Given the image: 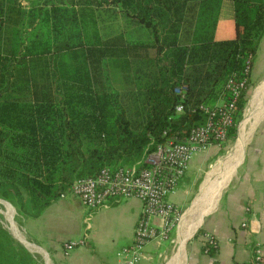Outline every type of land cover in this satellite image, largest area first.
Returning a JSON list of instances; mask_svg holds the SVG:
<instances>
[{"label": "trees", "instance_id": "trees-1", "mask_svg": "<svg viewBox=\"0 0 264 264\" xmlns=\"http://www.w3.org/2000/svg\"><path fill=\"white\" fill-rule=\"evenodd\" d=\"M26 1L0 0V198L21 214L204 124L199 106L223 93L250 55L254 67L264 35V0H232L236 34L223 40L215 32L224 0ZM117 66L132 88L111 89ZM252 84L250 76L228 141ZM23 251L0 222V264H31Z\"/></svg>", "mask_w": 264, "mask_h": 264}, {"label": "crops", "instance_id": "crops-1", "mask_svg": "<svg viewBox=\"0 0 264 264\" xmlns=\"http://www.w3.org/2000/svg\"><path fill=\"white\" fill-rule=\"evenodd\" d=\"M224 1L215 32L217 40L232 39L236 34L234 2L232 1L233 16L225 19ZM87 7L89 6H79V9ZM81 14L86 19H95L91 10H84ZM110 18L118 35L119 23L115 19L121 18L116 14H112ZM261 51L263 55L260 54ZM115 69L114 73L117 72ZM263 70L264 35L251 81L254 82ZM261 141L249 153L239 177L222 198L224 190L209 208L204 209L202 206L195 207L198 197L193 201L178 224L176 250L165 264H249L256 243H260L264 251V137ZM204 153L205 151L197 154L194 159ZM232 179L226 181L225 188ZM4 202L8 203L6 200ZM172 202L179 207V203ZM8 204L13 208L12 214L6 204V210L0 209V222L15 239V243L28 252L31 264H126L119 253L133 244L142 208L141 200L133 197L115 199L106 207L89 209L70 189L40 212L31 210L27 214H21L14 205ZM188 214V228L182 230V221ZM154 222L160 224L159 219ZM244 222H247L246 227L242 225ZM201 228L204 233L195 236ZM205 233L212 234L218 241L213 255L203 251ZM183 235L186 237L185 243L182 241ZM70 240L81 243L66 255L64 243ZM164 244L155 245L150 242L138 264H157V255Z\"/></svg>", "mask_w": 264, "mask_h": 264}, {"label": "built area", "instance_id": "built-area-1", "mask_svg": "<svg viewBox=\"0 0 264 264\" xmlns=\"http://www.w3.org/2000/svg\"><path fill=\"white\" fill-rule=\"evenodd\" d=\"M252 70L253 58L250 55L243 71L229 77L219 101L199 106L206 120L204 124L191 128L186 136L176 135L158 144L140 162L130 167H104L96 175L81 178L71 185V193L91 209L106 207L115 199L137 197L141 200V214L133 244L119 253L126 264H138L150 242L162 244L171 240V233L182 213L170 196L177 190L197 154L212 145L220 146L228 141L229 132L236 125L239 114V99L247 88ZM176 92L184 98L187 86L176 88ZM176 111L183 113L184 106L177 105ZM155 219H159L160 224H155ZM242 225L246 227L247 222ZM204 242L206 252L218 247L217 239L210 233L204 234ZM80 243L78 240L65 242L64 253L70 254ZM249 264H264L260 243L253 247Z\"/></svg>", "mask_w": 264, "mask_h": 264}, {"label": "rangeland", "instance_id": "rangeland-1", "mask_svg": "<svg viewBox=\"0 0 264 264\" xmlns=\"http://www.w3.org/2000/svg\"><path fill=\"white\" fill-rule=\"evenodd\" d=\"M21 1H22V5L27 6L26 0H21ZM232 6H233L232 0L224 1L223 14L225 16V19H227V17L231 18V16H233ZM262 53L263 52L261 51L260 54L263 55ZM115 71L117 72L113 74L111 73V79H112L111 89L122 92L130 87L131 88L133 87L132 80L129 77V74L126 73L125 70L122 71V69L116 68ZM222 95L223 93L221 92L219 93L218 96L214 97L213 101L207 100L205 101V103L215 104L219 101ZM263 98H264V70L259 75H257V78H255V81L248 90L247 105L243 112L242 119L240 120V122H238L236 138L234 139L231 138L229 139V141H227V143H224L220 146L212 145L205 151L204 154L198 156L196 160L193 159V161L194 160L195 161L189 167L185 177L181 180L179 184V188L176 190L177 192L175 191L176 193L174 192V194L171 195L170 199L172 201L179 203V207L184 210L182 212L181 218L184 217V215L187 213L186 210L190 207L193 201L201 195L202 192L214 187L217 174L222 169L223 172L219 183L218 195L208 197L207 199H205V201L201 205L203 209L209 208L211 204L215 201V199L218 196H220L221 192L224 190L221 195L222 198L224 193L230 187H232V185H234L243 167L245 166L246 159L249 153L259 142H262L261 139L264 137ZM252 129L253 131L251 132ZM243 138H246L247 140L246 144L239 152L238 156L232 159V156L236 152L237 147L240 144L241 139ZM196 156L194 158H196ZM240 163L241 165L239 166ZM231 178L233 179L225 188L224 186L226 181L228 182ZM183 197L185 199L182 200ZM0 209L6 210L5 205H3L1 201H0ZM190 214L192 213L190 212ZM175 229L171 233V237H172L171 241L168 240L167 242H164L165 246L163 247V249L159 250L156 260L157 264H165L176 250V235H177L178 224L177 227H175ZM153 243L156 245V241H153Z\"/></svg>", "mask_w": 264, "mask_h": 264}, {"label": "bare ground", "instance_id": "bare-ground-1", "mask_svg": "<svg viewBox=\"0 0 264 264\" xmlns=\"http://www.w3.org/2000/svg\"><path fill=\"white\" fill-rule=\"evenodd\" d=\"M261 99V98H260ZM263 103H264V98H263ZM253 128V127H252ZM253 131V129L251 130V132ZM247 140L246 138H243L241 139V142L240 144L238 145L237 147V150L236 152L234 153V155L232 156V159L233 158H236L239 154V152L242 150V148L244 147V145L246 144ZM234 152V151H233ZM229 162V161H228ZM234 163V162H233ZM222 172H223V169L221 171L218 172L217 174V177L215 179V185L213 188L211 189H207L205 190L204 192L201 193V195L198 197L196 203L194 204L195 207H200L202 205V203L205 201V199H207L208 197H212V196H217L218 195V192H219V183H220V180H221V177H222ZM217 199V198H216ZM213 204V203H212ZM181 220V219H180ZM189 220H190V216L189 214L185 216V218L183 219L182 221V230L188 228V223H189ZM180 222V221H179ZM179 224V223H178ZM190 226V225H189ZM190 228V227H189ZM189 232V231H188ZM181 240V239H180ZM182 241L183 243L186 242V237L185 235L182 236ZM185 245V244H184ZM184 248V247H183ZM183 251V250H182Z\"/></svg>", "mask_w": 264, "mask_h": 264}, {"label": "water", "instance_id": "water-1", "mask_svg": "<svg viewBox=\"0 0 264 264\" xmlns=\"http://www.w3.org/2000/svg\"><path fill=\"white\" fill-rule=\"evenodd\" d=\"M243 160H244V158H243ZM243 160H242V162H243ZM242 162H241V163H242ZM241 163L239 164V166L241 165ZM239 166H238V167H239ZM237 169H238V168H237ZM0 201H1L2 203H5L4 200H2L1 198H0ZM8 203H10V202H8ZM196 232H197V231H195V233H196ZM195 233H194V234H195ZM194 234H193V235H194ZM193 235H192V236H193Z\"/></svg>", "mask_w": 264, "mask_h": 264}]
</instances>
